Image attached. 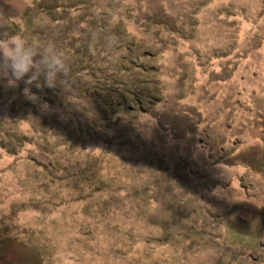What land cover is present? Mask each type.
Listing matches in <instances>:
<instances>
[{"label": "rangeland", "instance_id": "1", "mask_svg": "<svg viewBox=\"0 0 264 264\" xmlns=\"http://www.w3.org/2000/svg\"><path fill=\"white\" fill-rule=\"evenodd\" d=\"M4 33L70 72L51 115L0 81V264H264V0H0Z\"/></svg>", "mask_w": 264, "mask_h": 264}, {"label": "clouds", "instance_id": "2", "mask_svg": "<svg viewBox=\"0 0 264 264\" xmlns=\"http://www.w3.org/2000/svg\"><path fill=\"white\" fill-rule=\"evenodd\" d=\"M69 72L67 57L52 43L38 50L20 34L4 33L0 38V81H7L6 87H18L23 80L26 87L22 95L45 115L54 114L55 106L32 92L31 86L35 82L37 89H54L58 78ZM39 76L43 77L42 84L37 81Z\"/></svg>", "mask_w": 264, "mask_h": 264}]
</instances>
